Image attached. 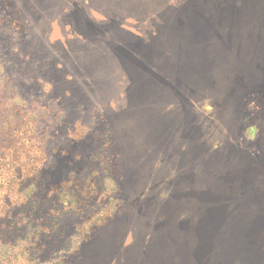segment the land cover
Here are the masks:
<instances>
[{"label": "rangeland", "instance_id": "1", "mask_svg": "<svg viewBox=\"0 0 264 264\" xmlns=\"http://www.w3.org/2000/svg\"><path fill=\"white\" fill-rule=\"evenodd\" d=\"M90 1L110 3L0 0V264H264V0H196L180 73L128 86L107 30L76 17ZM185 100L206 137L190 146L173 139ZM141 120L157 140L139 141ZM179 166L220 172L217 194ZM182 200L191 227L172 220ZM230 200L257 215L220 243ZM215 235L235 253H213Z\"/></svg>", "mask_w": 264, "mask_h": 264}, {"label": "crops", "instance_id": "2", "mask_svg": "<svg viewBox=\"0 0 264 264\" xmlns=\"http://www.w3.org/2000/svg\"><path fill=\"white\" fill-rule=\"evenodd\" d=\"M90 3L94 6L88 8L89 12L78 8L76 11V17L80 20L81 27L83 28L90 30H107L108 35L106 38L110 39V61L111 63L114 62L111 65L112 69L110 71V75L115 77L113 86L115 85L116 78H122L128 86L130 82L126 81V77H174L177 73H180L178 71L181 69V62L184 58L187 59L186 61H188L189 58V44L191 46L194 45V38L191 36L194 34L193 31L196 28V0H110V3H106L104 7L102 5L95 4L94 1H90ZM179 14L183 15L182 22L177 21ZM178 30L185 31L187 36L183 34V37L177 36L176 31ZM189 34L192 35L189 36ZM185 39H187V41L184 43ZM190 39H192V41H190ZM104 43L105 42L102 41L100 44ZM181 44H187L186 56L185 54L182 55L180 53V51H182V47L180 46ZM183 50L185 49L183 48ZM190 52V57H192L191 59L193 60V51L190 50ZM122 90H125L123 86ZM179 106L183 109L182 129L184 130V137L181 138L180 134H178L175 138H173L174 141L178 144L180 139L184 141V143L188 142L187 146H190V144H192L190 142L200 141V139L203 140L206 138L194 137L190 134L194 133L191 131L193 126L192 121L194 122V120L191 119L194 117L193 112L190 111L189 102L185 100L181 102ZM177 107L178 106L175 105V108ZM164 123L167 124V122L163 121L158 124L162 127ZM156 126L157 124L153 128H157ZM163 128L164 127H162V129ZM137 131L139 141H144L146 143L147 141L158 139L157 137L150 136L152 132L147 130L145 120H141L139 122ZM138 155L140 156L141 153H138ZM154 155H156V153H154ZM170 157L172 160L167 159V161L165 159L167 164L168 162L175 163L177 161L175 159V154L173 157ZM157 164L160 165V163ZM191 168L186 169L185 171L182 166H179L176 171L177 173H180L181 181L184 179L188 181L187 178H190L191 175L192 178H195L196 182H198H195L196 185L190 184V187L196 188L198 191L201 188H205L215 192L216 189L212 186L213 184L219 183L220 172H215L210 168L200 171L199 169L196 170ZM184 171L185 173H182ZM199 181L202 182L204 186H202ZM215 193L217 194V192ZM182 202H180V204L183 205V208L181 207L182 209L179 210L180 212L178 211L175 215V217H177H173L172 220H175L176 222H185L184 220H186L185 223L191 227V216L193 219H196L199 213L196 211L192 213L190 211L189 207L191 206H187L191 203L190 201L182 200ZM198 202L200 203V201ZM242 203L245 204V202ZM216 204H220V202ZM226 204L229 205L227 206ZM210 205L211 207L208 209L209 211L213 209V203H210ZM220 205L226 206L227 213L224 218L221 231L218 234L220 243H222V239L224 237L223 232L227 231L226 226L228 221L231 223L235 221H243L248 222L249 224L257 215L255 212L251 214H244L243 209L239 210L241 205L235 208V204H233L231 200L222 202ZM257 205H259V203ZM208 210L205 208L204 213H207ZM183 211L185 214L181 216ZM186 236L188 239L192 238L194 242L193 234L188 232ZM216 237V235L213 236L212 240L213 253H235L234 250H231L233 246H227L228 248H226L225 246L218 245V241L215 239ZM206 238H208V236ZM231 239L232 238L229 236V240ZM183 241V239L180 241V245L183 244ZM199 242L201 243V241Z\"/></svg>", "mask_w": 264, "mask_h": 264}]
</instances>
